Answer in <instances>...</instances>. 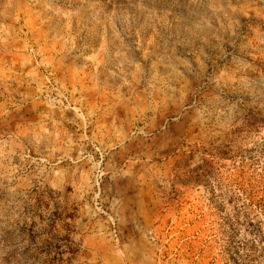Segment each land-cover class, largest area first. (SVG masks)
<instances>
[{
    "label": "rangeland",
    "instance_id": "obj_1",
    "mask_svg": "<svg viewBox=\"0 0 264 264\" xmlns=\"http://www.w3.org/2000/svg\"><path fill=\"white\" fill-rule=\"evenodd\" d=\"M263 197L264 0H0V264H264Z\"/></svg>",
    "mask_w": 264,
    "mask_h": 264
},
{
    "label": "trees",
    "instance_id": "obj_2",
    "mask_svg": "<svg viewBox=\"0 0 264 264\" xmlns=\"http://www.w3.org/2000/svg\"><path fill=\"white\" fill-rule=\"evenodd\" d=\"M262 200V202H263V204H264V197L261 199ZM67 217H70V214L69 213H67L66 215H65V217H63V218H60V216H59V219H60V221L61 222H63L62 223V226L64 227V228H69V226H68V224L66 223V222H64V219L65 218H67ZM56 222V221H55ZM63 251H67L68 253H73L74 252V250L70 247V246H68L67 245V248H66V250H63ZM63 251H61L60 253H62Z\"/></svg>",
    "mask_w": 264,
    "mask_h": 264
}]
</instances>
